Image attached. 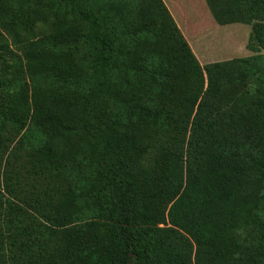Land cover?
<instances>
[{
    "label": "trees",
    "instance_id": "obj_1",
    "mask_svg": "<svg viewBox=\"0 0 264 264\" xmlns=\"http://www.w3.org/2000/svg\"><path fill=\"white\" fill-rule=\"evenodd\" d=\"M0 31V264H264L263 58L202 68L162 0H0Z\"/></svg>",
    "mask_w": 264,
    "mask_h": 264
},
{
    "label": "rangeland",
    "instance_id": "obj_2",
    "mask_svg": "<svg viewBox=\"0 0 264 264\" xmlns=\"http://www.w3.org/2000/svg\"><path fill=\"white\" fill-rule=\"evenodd\" d=\"M253 1L162 0L202 68L228 61L264 59V36L263 40L259 35L258 40L252 39L251 26L245 20ZM54 24L52 17L35 21L33 37L36 39L49 33ZM0 34L10 49L16 48L14 34L5 31ZM258 82L251 80L253 85Z\"/></svg>",
    "mask_w": 264,
    "mask_h": 264
},
{
    "label": "crops",
    "instance_id": "obj_3",
    "mask_svg": "<svg viewBox=\"0 0 264 264\" xmlns=\"http://www.w3.org/2000/svg\"><path fill=\"white\" fill-rule=\"evenodd\" d=\"M175 2V1H174Z\"/></svg>",
    "mask_w": 264,
    "mask_h": 264
}]
</instances>
